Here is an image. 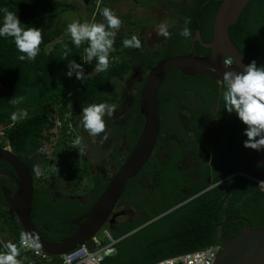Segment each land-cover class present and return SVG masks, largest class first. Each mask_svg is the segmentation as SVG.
<instances>
[{
	"label": "trees",
	"instance_id": "trees-1",
	"mask_svg": "<svg viewBox=\"0 0 264 264\" xmlns=\"http://www.w3.org/2000/svg\"><path fill=\"white\" fill-rule=\"evenodd\" d=\"M101 1L102 5L97 15H100L101 10L106 7V0ZM132 1L140 5L146 4L139 2L140 0ZM161 1L168 4L177 3V0ZM206 1L189 0L184 4L178 21L172 27L170 37L166 39L163 49L156 48L146 53L141 48L138 51H135L134 48H125L122 52L119 48L123 46V40L126 39L122 37L114 42L107 70L99 71L75 84L76 73L73 72L71 77L66 75L69 70L68 63L75 60L81 64L83 71L87 72L96 66L97 61L94 59L88 63L82 60L85 55L84 48L88 46L87 42H83L79 48L72 44L71 38L54 42L57 34L49 32L47 26L52 17L59 13L62 14L66 9L75 10L76 6L62 0H0V9L7 8L16 12L20 21L24 23L23 27L40 28L42 34L40 52L32 62L18 59L21 53L15 47L11 37L0 38V123L12 124L9 129L5 130L0 147L9 146L31 174L34 190L31 220L44 240L57 243L72 235L76 227L71 222L90 209L110 179L109 177L105 180L100 174H95L91 178L90 198L87 202H83L76 197H68L54 192L45 186L48 180H42L36 176L37 174L33 170L34 166H39L40 171H43L49 162L46 154L40 153V149L52 135L48 131L52 127L50 116L54 108L58 107L60 116L69 111L67 102L63 101V98L70 90L76 112L72 115L73 121L78 115H82V109L90 104L118 103V92L115 90L118 85L117 81L123 80L133 66L142 73H147L164 58L188 54L191 51V38L195 30H199L203 42L209 41L212 37L213 19L220 2ZM185 18H190L191 21L188 25L192 32L190 38L180 35ZM229 35L236 47L251 62L255 61L258 66H264V0H250L237 22L229 27ZM52 42L54 43L53 47L47 48ZM195 46L196 55L206 56L209 54V50L199 43L196 42ZM65 47L71 49L66 58L63 54ZM143 81L136 88V94H133L132 103L122 116L121 123L110 125L104 117L105 125H110L115 133V142L110 149L109 158L116 164V169L126 158H117V147L121 135L127 139V154H129L144 125V116L139 111V92ZM221 85L225 91L223 81H221ZM223 91H220L216 80L210 76H183L179 71H172L163 80L158 92L159 114L160 116L176 114L175 105L179 98H183L190 114L194 116L200 114L198 117L195 116V120L202 121L214 102L218 103L219 109H225ZM191 92L197 93L203 102L198 111L194 108L190 97ZM14 100L19 103L14 104ZM23 110H27L28 117L13 123L11 115ZM229 114H235L234 117L237 118L234 123L235 128H247V125L238 118L235 112H229ZM160 126H163V119H160ZM236 136L231 149L220 148L218 150L215 159L219 163L220 171L214 176L213 183L238 169L234 161L239 155L237 144L241 140L240 136ZM65 140V138L62 139V141ZM259 158L264 160V150L253 152L249 163H254ZM152 170L153 168L148 162L142 168V172L145 174H149ZM154 170L160 172V189L169 192V182L173 179L168 174L173 173H169L166 167L156 166ZM249 174L264 179V174L261 176L257 173ZM15 183L16 176L13 169L6 162L0 160V235L3 236V241L7 242V238H10V242L19 247L20 234L24 231L14 212L4 202L1 191V187H4L15 192ZM182 184L180 183L178 186V183H173L171 191H177L182 187ZM207 185L205 182H201L194 192L204 189ZM235 186L236 188H234ZM148 191L138 184L137 177L128 180L121 199L132 203L140 216L132 222L118 224L117 230H110L115 238L119 239L154 216L165 212L177 202L172 201L159 205L153 212L149 205ZM231 191L234 193L229 195ZM246 193H251L252 199L260 194L255 190L254 182L236 176L210 189L199 200L202 202L204 213L216 210L219 219L224 217L223 212L229 219L238 211L235 209L236 201ZM224 200H228V204L225 206L223 205ZM199 207L201 206H197L195 202L184 205L152 221L135 233L118 240L114 246V253L105 257L102 264H154L167 256L172 257L192 252L217 243V231L211 229L205 222L202 228L191 227L189 223L184 228L174 227L178 213L192 209L197 210ZM228 238L230 237L228 236ZM18 259H24L22 251ZM23 264L27 263L23 260ZM30 264H60V259L54 256L51 257L50 262L33 260Z\"/></svg>",
	"mask_w": 264,
	"mask_h": 264
},
{
	"label": "water",
	"instance_id": "water-1",
	"mask_svg": "<svg viewBox=\"0 0 264 264\" xmlns=\"http://www.w3.org/2000/svg\"><path fill=\"white\" fill-rule=\"evenodd\" d=\"M207 0L206 2H208ZM220 4L212 23V37L203 42L199 30L191 38V51L158 61L147 71L139 92V111L144 116L142 131L122 164L115 170L102 194L83 215L71 224L75 232L57 243L44 240L35 229L31 220L33 202V182L26 165L10 150L0 147V160L6 162L16 176V191L1 187L4 202L14 212L24 233L31 234L39 245L38 250L51 257L64 255L80 245L88 243L101 227H104L121 198L128 180L136 177L148 162L156 144L159 126V88L170 72L179 71L183 76L206 75L217 81H223L226 72L242 73L251 61L236 47L229 35V27L235 24L250 0H214ZM209 49L206 56L196 55L195 43ZM233 58L231 65L225 59ZM263 162L262 160L259 162ZM259 163L250 170H258ZM167 210L127 234L123 239L171 210ZM212 264H264V227L244 229L223 242Z\"/></svg>",
	"mask_w": 264,
	"mask_h": 264
},
{
	"label": "flooded vegetation",
	"instance_id": "flooded-vegetation-1",
	"mask_svg": "<svg viewBox=\"0 0 264 264\" xmlns=\"http://www.w3.org/2000/svg\"><path fill=\"white\" fill-rule=\"evenodd\" d=\"M188 1L189 0H186L185 4ZM176 2L177 3L175 4V8L179 7L180 2H183V0H177ZM166 39L167 38L165 37L163 38L162 43L160 44L161 49L165 47ZM140 48L144 52H146L142 47ZM205 49L209 50L208 48ZM134 50L138 51V49H134ZM139 72L141 74L146 75V73H142L141 71ZM143 79L141 81L139 78L138 79L135 78V80L133 79L135 81V84L134 85L129 84L128 88L133 86L134 93L136 94V88L140 83H142ZM216 82L218 84V88L220 89V91H223V88L221 87L222 86L221 81L216 80ZM117 87L115 88V90H117L118 92L119 99L127 95V90L123 89L121 91V96H120V92L118 91ZM132 97L133 94L128 96L126 100L127 102L123 101L122 106L124 107V112L122 114H125L127 109L130 107L132 103ZM190 97L194 103L195 110L198 111L203 105L202 100L195 92H191ZM113 104L118 106L119 102L118 103L115 102ZM179 109H182L181 112L179 111ZM175 110H176V114H163L162 116H160V119H163V126H159L157 141L153 148L151 156L148 160V163L153 168V170L149 174H145L142 172L141 169V171L136 176L137 182L141 187L143 186L139 183V179L142 174L154 178L153 182L150 184V187L146 188L149 190L148 191L149 205L151 206L152 211L154 212L159 205H164L172 201H177V202L167 210H170L177 205H179V207L171 210L170 212L175 211L184 205H188L195 202L197 203V206H201V207H199L197 210L192 209L191 211H184L178 213V217L174 227L184 228V226H186V224L189 223L191 227L195 226L202 228L203 227L202 225L205 222V224L206 225L208 224V226L211 229H215L217 231L218 235L216 240L220 243H223L226 240H228L229 239L228 236L231 238L233 235L237 234L238 232L244 229L247 228L258 229L264 227V193H261L259 190H257L256 187L255 190L260 194H258L253 199L251 198L250 195L251 193L243 194L241 198H239L236 201L235 204L236 205L235 209H237L238 211L229 219L228 217H226V214L224 212H223L224 217L219 219L217 216L218 211L216 210L208 213H204L202 210V202L201 200H199L202 197V195L207 193L210 189L214 188L218 184L226 181L227 179L239 176L252 181L250 179V176H254V175H251L249 173H257L260 176L264 174V167L261 166L262 164H264L263 158L257 159L254 163H249V158L251 154L256 150L244 146V141L247 140L248 138L244 134V130H245L244 128L237 129L234 127V123L237 119L234 117L235 114H229V112L226 111L225 109L222 110L219 109L218 103L214 102L212 108L210 109L208 114L205 115L202 121H197L195 120V116L198 117L200 114H195V116L193 114H190L186 102L183 98L178 99L177 104L175 105ZM73 114H76V112H74ZM119 123H121V121L118 122L117 125ZM198 124L200 125L199 127L196 126ZM79 130L81 131V129ZM72 132H74V134L76 135L75 127ZM236 135L240 136L239 138L241 140L237 144L239 155L234 161L238 169L237 171L230 172L219 181L213 183L214 176L216 175V173L220 171L219 163L217 159H215L218 150L220 148H224L225 150L231 149L232 144L236 140L237 137ZM121 138H125V137L121 135ZM162 144L164 145V149H165L163 158L158 159L157 157H155L156 154L155 152L157 148L160 147ZM126 148L128 152L127 144H126ZM127 155L128 154L126 153L124 157H127ZM175 158L178 159L174 160ZM261 160L263 162L259 163ZM257 163L260 164L259 169L251 171L250 169L253 166H256ZM156 166L166 167L169 173H173V174H168L174 180V181L171 180L169 182V188H170L169 192H164L160 189V185H161L160 172L154 170ZM114 167L116 170L115 163H114ZM95 174H100L102 178L105 180L108 179L109 177L111 178V176L113 175L112 173L111 175L106 176L101 172ZM95 174H92L91 178ZM91 181H90V185H91ZM201 182H205L206 184H208L207 187L197 192H194V189H196ZM173 183L174 184L178 183V186L180 185V183L183 184L182 187L177 189V191H171ZM234 188H236V186ZM232 193L234 192L232 191L229 192V195H232ZM78 199L82 201L80 198ZM122 204L132 206L135 209L136 213L139 215V212L136 210V207L132 203L123 201L120 198L115 208L112 210V214L105 226H110L112 229L116 227L117 230L118 224H122L125 222H132L134 219L138 218L137 216L135 217L134 215H130V216L122 215L124 221L119 223L116 222L114 218L116 214L115 211L117 206ZM227 204H228V200H224L223 205L225 206ZM159 215L160 214L154 216L152 219L156 218ZM182 222H184V224L181 225Z\"/></svg>",
	"mask_w": 264,
	"mask_h": 264
},
{
	"label": "clouds",
	"instance_id": "clouds-1",
	"mask_svg": "<svg viewBox=\"0 0 264 264\" xmlns=\"http://www.w3.org/2000/svg\"><path fill=\"white\" fill-rule=\"evenodd\" d=\"M100 15L106 23L81 22L73 19L67 25L66 34L70 35L71 42L77 48L83 42H87L88 46L84 48L85 55L82 60L91 63L94 59L97 61L96 70L105 71L109 67V57L113 50L117 31L121 27V19L108 7L101 10ZM0 38L11 37L15 47L21 53L18 59L20 61H35L40 52V44L42 42V34L40 28L22 26L16 12L7 8L0 9ZM190 18H185L184 27L180 31V35L190 38L192 32L188 25ZM158 35L165 38L170 37L167 23H161ZM124 48L139 49L141 40L132 35L130 38L123 40ZM71 49L65 47L64 56H68ZM226 65L233 63V58L225 59ZM67 76L71 77L73 72L76 73L78 80L83 81L84 73L81 64L75 60L68 63ZM225 91L223 92L224 107L228 112H235L238 118L247 125L244 134L247 140L244 146L257 151L264 150V66H258L252 61L242 73L226 72L223 76ZM13 103H19L14 100ZM115 110V105L101 102L93 103L82 109L81 123L83 128L92 136H99L104 133L101 142L107 139L105 132L104 117L111 116ZM28 117L27 110L19 113H13L11 120L13 123L19 119ZM258 137V138H257ZM73 147L78 148L80 153L85 151L82 138L77 136L73 141ZM264 167V164L261 165ZM33 170L37 175L40 173L39 166H34ZM39 245L33 239L31 234L21 233L19 247L13 242L0 241V264H23L22 259H18L21 250L24 248H38Z\"/></svg>",
	"mask_w": 264,
	"mask_h": 264
},
{
	"label": "rangeland",
	"instance_id": "rangeland-1",
	"mask_svg": "<svg viewBox=\"0 0 264 264\" xmlns=\"http://www.w3.org/2000/svg\"><path fill=\"white\" fill-rule=\"evenodd\" d=\"M66 3L74 4L76 9H66L56 16L52 17L48 23L47 30L53 34H57L56 40L71 38L66 34L68 23L73 19H78L81 22H96L101 23L106 21L102 15H97L101 8V0H62ZM186 0L180 2L179 7L175 8V4L163 3L160 0H140L139 2H145V5H140L132 0H106V7L110 8L122 21L120 29L117 31L115 40H120L122 37L130 38L132 35H136L141 40V47L150 52L156 48L161 49L163 36L158 35L159 26L161 23H167L169 30L172 29L174 24L178 21V16L181 14V10ZM175 14V15H174ZM172 32L171 30L169 31ZM54 43H50L47 48L51 49ZM122 52L125 49L123 46L119 48ZM126 55V53H123ZM123 80L117 81L118 91L123 89L127 90V95L119 99V105H115V110L111 116H105L108 124L113 125L121 121L124 107L123 101L127 102L128 96L134 94V87L128 88V85L135 84V78H139L140 81L145 78V74H141L137 67L133 66L127 73ZM134 79V80H133ZM182 109H179L181 112ZM79 117V118H78ZM82 115H78L76 118L78 123L74 127L76 137L82 138L85 151L82 154H77L74 150L67 147L61 141L60 137L54 139L53 144L49 149L47 158L49 162L45 165L43 171H40L42 175L40 179H46L48 182L45 186L54 192L68 195L70 197L80 198L82 201H88L90 198V181L91 175L95 173H103L106 176L114 173L115 167L113 161L109 158V152L115 142V133L110 125H106L105 132L107 133V139L101 142V138L104 133L99 136L90 135L82 126ZM22 119H19L20 121ZM17 122V121H16ZM81 129V131L79 130ZM127 140L121 138L117 147V158L124 157L127 153L126 148ZM9 147V146H6ZM5 148V147H3ZM10 149V148H9ZM164 145L162 144L157 148L155 157L158 159L163 158ZM154 178L148 175H141L139 183L149 188ZM116 222H123L122 215H134L139 217L135 209L132 206L126 204L118 205L115 211ZM109 230H116L110 226H105ZM111 232V231H110ZM0 235V241L2 240ZM10 238H7V242ZM104 244V243H103ZM29 264V262L27 263Z\"/></svg>",
	"mask_w": 264,
	"mask_h": 264
},
{
	"label": "built area",
	"instance_id": "built-area-1",
	"mask_svg": "<svg viewBox=\"0 0 264 264\" xmlns=\"http://www.w3.org/2000/svg\"><path fill=\"white\" fill-rule=\"evenodd\" d=\"M99 72L96 70V66L87 72L83 71L84 79L90 77L95 73ZM79 80L75 77L74 83L77 84ZM72 91L70 90L63 101L67 102L69 111L60 116L58 113V107L54 108L53 113L50 116V121L52 127L48 131L52 134L48 141H45L40 149V153H45L46 156L49 154L50 147L55 144L54 139L57 137L65 138L62 141L67 145L68 148L74 150L77 154H82L79 152L78 148L73 147V141L76 138L73 129L74 121L71 119L73 113L75 112V107L73 100L71 99ZM12 124L5 125L0 123V143L5 136V130L9 129ZM9 149V147H5ZM42 173L40 172L37 177H40ZM250 179L255 183V187L261 193H264V179H260L254 176H250ZM119 239L115 238L107 227H101L98 232L91 237L88 243L80 245L74 250L59 256L60 264H102L105 257L110 256L115 251V244ZM104 243V244H103ZM222 243L217 242L215 244L209 245L205 248L195 250L192 252H187L184 254L175 255L157 261L154 264H212L218 249ZM24 261L29 264L36 260L37 262H50L51 256L38 249L24 248L21 250Z\"/></svg>",
	"mask_w": 264,
	"mask_h": 264
},
{
	"label": "crops",
	"instance_id": "crops-1",
	"mask_svg": "<svg viewBox=\"0 0 264 264\" xmlns=\"http://www.w3.org/2000/svg\"><path fill=\"white\" fill-rule=\"evenodd\" d=\"M78 118H79V117H78ZM76 123H78V120H77V118H75V124H76ZM75 124H74V125H75ZM75 126H76V125H75Z\"/></svg>",
	"mask_w": 264,
	"mask_h": 264
}]
</instances>
